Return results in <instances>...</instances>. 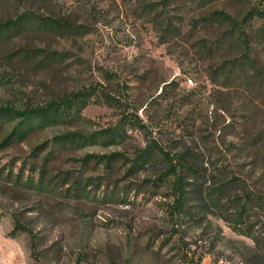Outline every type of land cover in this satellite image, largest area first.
<instances>
[{
  "label": "rangeland",
  "instance_id": "rangeland-1",
  "mask_svg": "<svg viewBox=\"0 0 264 264\" xmlns=\"http://www.w3.org/2000/svg\"><path fill=\"white\" fill-rule=\"evenodd\" d=\"M260 2L0 0V109L87 96L0 144V264H264Z\"/></svg>",
  "mask_w": 264,
  "mask_h": 264
},
{
  "label": "trees",
  "instance_id": "trees-1",
  "mask_svg": "<svg viewBox=\"0 0 264 264\" xmlns=\"http://www.w3.org/2000/svg\"><path fill=\"white\" fill-rule=\"evenodd\" d=\"M162 3H167L168 0H160ZM203 3H209L214 0H200ZM217 17L221 18L223 22L227 25V29L232 34L237 35V39L240 41V45L243 48V57L246 58L249 62H255V58L250 55L249 52V34L247 32L248 28L251 26V23L255 20L260 21V28L258 30L259 37H263V54H264V4L260 2L259 4L252 5L247 11H245L242 15L238 18H234L225 12H216ZM31 18L27 14H21L15 19H7L4 21H0V36L10 35L11 32L17 31L19 29L24 28L28 21ZM42 24L45 19H40ZM255 64V63H254ZM85 97V98H84ZM87 96L84 92H76L73 94H67L64 97L58 98L56 100L50 101L45 106H37L32 108H27L25 110H6L0 109V119L2 118H10L13 119L15 117H20L21 119L17 124L13 127V129L6 135L2 143L4 144L7 142L12 141L15 138L22 136L26 131L33 127H40L50 123H54L57 121H62L67 118L77 117L79 112L81 111L82 107L85 106ZM126 118H122V121H125ZM121 120V119H120ZM131 120V119H128ZM108 134V133H107ZM106 134V135H107ZM116 133H114L115 135ZM104 135V136H106ZM83 138L84 141L87 138ZM108 141L113 140L111 136H108ZM68 141H73V138L70 137H59L56 139L57 144H64ZM108 159L112 158V155L107 156ZM106 163H109L108 161ZM194 169V168H193ZM37 186H40V179L37 181ZM224 186L219 188L218 190H222ZM181 188H179L180 190ZM182 190V189H181ZM251 202L259 201V198L251 195L249 197ZM182 195H179L176 199V202H179L182 205ZM213 200V199H212ZM214 202V200H213ZM180 207V206H179ZM178 207V208H179ZM246 207V202L241 206V212L244 211ZM36 257V256H34ZM34 259H37L34 258Z\"/></svg>",
  "mask_w": 264,
  "mask_h": 264
}]
</instances>
